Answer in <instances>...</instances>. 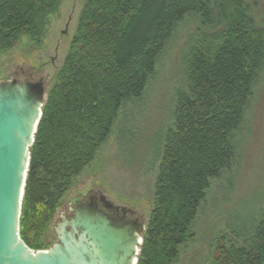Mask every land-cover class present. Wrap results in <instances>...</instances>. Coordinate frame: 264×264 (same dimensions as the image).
Listing matches in <instances>:
<instances>
[{"label": "trees", "instance_id": "16d2710c", "mask_svg": "<svg viewBox=\"0 0 264 264\" xmlns=\"http://www.w3.org/2000/svg\"><path fill=\"white\" fill-rule=\"evenodd\" d=\"M59 0H0V54L21 35L40 41ZM194 13L221 25L187 61L165 135L153 209L136 264H169L188 236L210 179L234 156L231 135L244 120L264 65V29L247 0H86L63 64L47 94L25 179L19 234L33 250L72 178L110 135L121 106L139 98L176 26ZM33 233L35 241L31 240ZM212 264H264V210L242 245L219 243Z\"/></svg>", "mask_w": 264, "mask_h": 264}, {"label": "rangeland", "instance_id": "374dc122", "mask_svg": "<svg viewBox=\"0 0 264 264\" xmlns=\"http://www.w3.org/2000/svg\"><path fill=\"white\" fill-rule=\"evenodd\" d=\"M86 0H59L45 17L40 41L27 35L0 54V82H38L45 97L60 70ZM253 23L264 29V0H247ZM204 25L190 13L176 26L139 98L120 108L107 140L71 179L50 220L43 227L42 250L56 241L54 225L89 188L134 210L147 228L167 130L173 126L177 93L187 90V61L194 49H206L209 35L221 29ZM47 100V99H46ZM45 100V102H46ZM233 160L210 179L188 238L169 264H212L219 243L228 247L249 240L264 210V65L253 86L241 127L232 133ZM133 217V218H134ZM146 231V229H145ZM145 231L142 234V239ZM31 240L35 241L33 233ZM141 247V245H140Z\"/></svg>", "mask_w": 264, "mask_h": 264}, {"label": "water", "instance_id": "95a60500", "mask_svg": "<svg viewBox=\"0 0 264 264\" xmlns=\"http://www.w3.org/2000/svg\"><path fill=\"white\" fill-rule=\"evenodd\" d=\"M46 99L41 80L0 82V264H136L144 222L109 216L94 196L60 216L48 248L33 250L20 238L30 148Z\"/></svg>", "mask_w": 264, "mask_h": 264}, {"label": "flooded vegetation", "instance_id": "af4514ba", "mask_svg": "<svg viewBox=\"0 0 264 264\" xmlns=\"http://www.w3.org/2000/svg\"><path fill=\"white\" fill-rule=\"evenodd\" d=\"M102 193L101 190L92 191L91 188L86 190L83 193H80L78 197H75L72 199L70 208L76 207L78 204L86 203L89 201V197L95 198V201L99 208H101L105 213H107L109 216H122L126 219H136L134 217V210L126 205L116 204L113 200L102 197L100 194ZM69 209L65 216H68ZM134 217V218H133Z\"/></svg>", "mask_w": 264, "mask_h": 264}]
</instances>
